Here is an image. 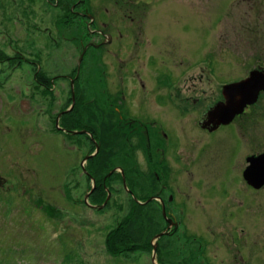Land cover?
<instances>
[{"label": "rangeland", "instance_id": "1", "mask_svg": "<svg viewBox=\"0 0 264 264\" xmlns=\"http://www.w3.org/2000/svg\"><path fill=\"white\" fill-rule=\"evenodd\" d=\"M44 1L0 0V53L5 56L0 58V177L6 181L0 190V264H152L150 244L112 256L106 250V237L128 218L130 210L145 213L155 230L160 228L154 204L133 208L130 196L116 181L109 184L107 208H88L82 202L89 182L82 175L81 161L93 153L94 144L87 136L52 129L53 116L68 107L69 77L81 47L71 40L76 32L70 24L62 25L67 15L63 8ZM87 5L96 20L94 27L106 23L103 30L109 38L106 42L101 38L102 45L87 52L77 85L84 87L91 74L87 69L93 70V76L98 69L110 72V81H104L110 92L117 87L128 95L134 85L137 100L126 107L163 120L170 158L188 146L190 138L195 139L191 148L196 146V154L203 158L194 155L199 171L192 169L185 182L202 178L206 187L192 184L198 195L196 206L188 209L186 228L204 244L220 235H227L224 238L234 240V245L244 240L246 253L256 246L262 250L260 261L252 256L251 261L264 264V187L255 192L242 184L239 135L230 127L206 135L196 124L214 95L210 89L216 88L206 81L205 69L213 66L222 82L246 77L257 58L264 64V0H154L150 11L128 23L113 0H90ZM135 21H141L140 36L134 31ZM35 71L54 81L53 94L38 85ZM191 75L190 82L184 81ZM156 81L160 92L154 86V93L146 97L141 85L149 91ZM182 87L206 90L204 103L195 106L190 119L177 109L183 96L176 94ZM153 97L162 109L137 105L148 101L152 107ZM256 126L258 150H263L264 122ZM244 141L248 145L241 153L251 149ZM137 158L141 160L140 155ZM139 193L144 202L151 192L140 182ZM47 204L51 216L43 212ZM233 221H239L237 231L231 230ZM175 238L160 239L158 257L164 251L162 244ZM213 255L223 259L222 247H214Z\"/></svg>", "mask_w": 264, "mask_h": 264}, {"label": "flooded vegetation", "instance_id": "2", "mask_svg": "<svg viewBox=\"0 0 264 264\" xmlns=\"http://www.w3.org/2000/svg\"><path fill=\"white\" fill-rule=\"evenodd\" d=\"M70 1L72 2L69 5L70 12L74 15H88L85 13L87 11V8H84V3L86 2L85 0H67V2ZM113 1L115 5L118 6L119 11L124 13L125 18L128 20L127 23L133 22L137 15L150 11L151 6L154 3V0ZM98 25L102 30L105 28L107 29L106 23L101 22L100 24L98 22L97 26ZM101 29H97L96 34L104 35L105 32L104 30L101 31ZM134 31L137 36L144 33L141 21H135ZM143 55L144 54H142V56ZM252 70L264 73V64H261L260 58H257L254 68H250L248 70L247 76ZM205 72H207L205 74L206 81L209 83L214 82L216 84V88L210 89L214 91V95L211 97L212 99L209 101L206 108L201 112L196 124L199 129L205 132L206 135L213 132L212 130L216 131L223 127H230L233 130H236L242 145L241 150L245 145H248L244 140L249 142L251 149L246 153H241L240 150L239 155L240 163L242 164L241 175L243 178V172L249 163L248 159L264 153V149L258 150L260 139L256 135L257 133L253 131L258 128L256 126L258 123H261V121L264 122V101L262 99L264 92L259 94L258 100L255 104L246 106L242 114L237 115L230 124L215 127L214 122H211L212 120L210 121V118L206 116V113L216 104L225 101L221 92L222 87L228 83L245 79L247 76L234 81L225 80L220 82L216 78V69L210 68ZM192 77L193 76L191 75L184 81L190 82ZM154 86L156 88V93H159L160 86L158 81H156V85H152V89L149 91H147L144 85H141L142 89L145 88L146 97L154 93ZM123 90L124 89L114 87L113 91L110 92L109 103L98 108L99 114L102 115L100 127L103 126V124L106 125V123H110L109 135L111 139L110 157L112 159V168L113 170H116V173H118L119 170L123 172V169L136 176H138L136 173H141L140 177L142 184H145L146 188L151 192L145 201L152 198L151 202L154 204L156 210L160 212L159 216L163 217V208L167 219L176 221V264H214V260L218 262L216 264H255L251 261V256L253 258L257 257L260 261L262 250L256 246L254 251L248 250L250 253H246L244 240H237L236 245H234V240H227L224 238L227 235H220V239L218 238L217 240L214 238L212 242L210 241V244H204L200 242L198 239L199 236L195 231L186 228L184 221L188 218V209L193 207V205L196 206L194 198L196 194L198 195V193L194 192L195 186L193 187L192 184L198 185L199 187L206 186L204 185L205 182L202 178L195 181H189V183L185 182V179L187 176L192 175V169L196 172L199 171L197 166L200 163L196 164L197 159H194V155L202 158L203 156L196 154V146L191 148L195 145L193 142L195 139L190 138L189 145H184L185 148L178 150L177 154L175 151L174 156L170 158L169 154H166V150H168V142L165 140L166 135L164 133L163 120L155 116H146L140 111L137 113L132 112L126 107V103L130 106L135 105V100H137L135 87L134 85L131 87L128 95H125ZM205 91L206 90L204 88H200L198 92H193L188 89L183 90L182 87V89L177 92L176 97L178 94L183 96L180 98L181 103L177 109L184 118L190 119L189 117L192 115L195 106H200L204 103L205 98L203 95ZM151 99L154 100L152 102V107L151 102L148 101H143L142 103L137 102V105H144L148 107V109L154 108L159 110L163 108L157 97H153ZM173 105L176 109V104ZM100 127L99 123H96L95 132L98 137L103 136V134H101L102 128ZM98 137H96V139H99ZM204 151H207L206 148ZM137 155H140L141 160L137 158ZM118 158L123 159L124 163L117 164ZM202 158L200 160H202ZM176 164H180V169L177 171ZM215 169H218V167ZM179 173H182L183 175ZM181 178H183L184 181L181 182ZM241 181L243 182V185L246 184L252 191L258 192L260 190L252 188L248 185V183H246L244 178ZM113 182H116V180ZM110 183L107 184V188H110ZM105 187L106 184L105 186L104 184L103 186L101 184L96 185V189L91 196L100 195V190H105ZM263 187L264 186L261 188ZM175 193L178 194V197L175 196ZM170 194H172V196ZM76 201L79 202V199ZM149 203L150 202H146L145 205H148ZM146 218L151 219V217L148 216H146ZM231 224V230L237 231L236 225L239 224V221H233ZM240 232L242 233V231ZM171 233L172 230L169 234ZM209 235L214 236V234ZM214 247H222L224 253L223 259L213 255Z\"/></svg>", "mask_w": 264, "mask_h": 264}, {"label": "trees", "instance_id": "3", "mask_svg": "<svg viewBox=\"0 0 264 264\" xmlns=\"http://www.w3.org/2000/svg\"><path fill=\"white\" fill-rule=\"evenodd\" d=\"M67 13L68 14L70 13L69 10H67ZM3 57L5 56H3V54L0 53V58ZM75 72L76 71H74V73ZM41 78L45 79L44 77ZM74 92H75V104L69 112L65 113L61 117L60 125L69 130L87 129L94 136L93 131L88 129L89 126L93 125L92 119H94V116L92 114H89V112L91 111L89 105L97 98L96 97L92 98L94 94L90 93V89H85V90L78 89L76 82L74 83ZM70 103H71V98L68 100L67 106H69ZM109 124H110L109 122L106 123V125L103 124L101 129L102 132L101 134H103V136H101L99 139H96L101 146L100 151L95 157L91 158L88 163L90 165L88 168V173L95 178L96 182H100L103 179V177L108 173V166H109L108 164L110 161L109 150L111 148ZM96 161L98 162V165L96 164ZM93 164L96 167L92 166ZM103 197H104V192L100 190V195L96 198L97 200L99 199L102 201L101 198ZM132 203L134 206L133 208L140 210L139 208L141 206L134 203L133 201ZM50 210L52 211L51 208ZM130 211L131 213L128 216V218L123 220V222L117 225L113 231H110L107 234L106 250L112 256H116L119 253H129V252L139 251L142 248L148 247L150 239L162 229L160 223V228H157L155 230L154 221L148 220L147 218L143 217L145 213H141L140 211L136 212L133 210Z\"/></svg>", "mask_w": 264, "mask_h": 264}, {"label": "water", "instance_id": "4", "mask_svg": "<svg viewBox=\"0 0 264 264\" xmlns=\"http://www.w3.org/2000/svg\"><path fill=\"white\" fill-rule=\"evenodd\" d=\"M82 59V55L78 60V65ZM264 90V75L257 71L251 72L249 77L241 82L230 84L224 87L223 95L225 103L216 105L210 112L209 117L214 120L215 127L220 124H228L239 113L242 112L246 104H251L256 101V97L259 91ZM63 113H60L56 119V128L61 129L58 126V119ZM82 133V132H79ZM97 149V148H96ZM89 157H86L83 161H86ZM249 165L243 173L245 181L255 189H259L264 185V154L259 155L256 158L248 159ZM93 191V187L90 192L85 196V202L89 194ZM106 204V201L96 208L102 209ZM161 234L154 237L153 241L159 238ZM156 245L153 244L152 248V261L155 255Z\"/></svg>", "mask_w": 264, "mask_h": 264}]
</instances>
